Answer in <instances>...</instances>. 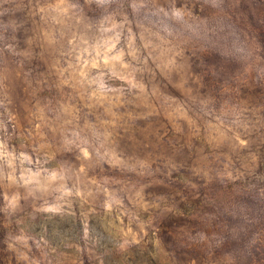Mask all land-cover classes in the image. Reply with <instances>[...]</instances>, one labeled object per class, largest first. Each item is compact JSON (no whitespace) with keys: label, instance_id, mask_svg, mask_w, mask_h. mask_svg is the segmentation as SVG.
I'll return each instance as SVG.
<instances>
[{"label":"rangeland","instance_id":"1","mask_svg":"<svg viewBox=\"0 0 264 264\" xmlns=\"http://www.w3.org/2000/svg\"><path fill=\"white\" fill-rule=\"evenodd\" d=\"M264 264V0H0V264Z\"/></svg>","mask_w":264,"mask_h":264},{"label":"trees","instance_id":"2","mask_svg":"<svg viewBox=\"0 0 264 264\" xmlns=\"http://www.w3.org/2000/svg\"><path fill=\"white\" fill-rule=\"evenodd\" d=\"M103 254L105 256V263L106 264H114L112 261L109 260V257H108L109 255H107L106 253H103Z\"/></svg>","mask_w":264,"mask_h":264}]
</instances>
